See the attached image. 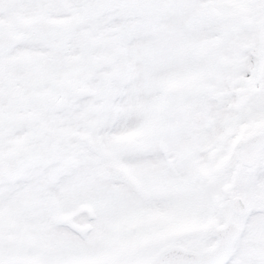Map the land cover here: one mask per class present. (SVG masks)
<instances>
[{"label":"snow or ice","instance_id":"1","mask_svg":"<svg viewBox=\"0 0 264 264\" xmlns=\"http://www.w3.org/2000/svg\"><path fill=\"white\" fill-rule=\"evenodd\" d=\"M0 264H264V0H0Z\"/></svg>","mask_w":264,"mask_h":264}]
</instances>
